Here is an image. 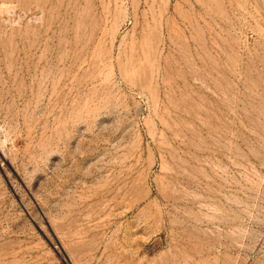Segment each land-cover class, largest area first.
Here are the masks:
<instances>
[{"label":"rangeland","instance_id":"obj_1","mask_svg":"<svg viewBox=\"0 0 264 264\" xmlns=\"http://www.w3.org/2000/svg\"><path fill=\"white\" fill-rule=\"evenodd\" d=\"M0 264H264V0H0Z\"/></svg>","mask_w":264,"mask_h":264}]
</instances>
